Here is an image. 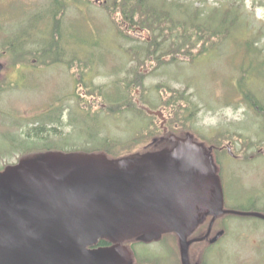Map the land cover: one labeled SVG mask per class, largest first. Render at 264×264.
I'll use <instances>...</instances> for the list:
<instances>
[{
	"label": "rangeland",
	"instance_id": "1",
	"mask_svg": "<svg viewBox=\"0 0 264 264\" xmlns=\"http://www.w3.org/2000/svg\"><path fill=\"white\" fill-rule=\"evenodd\" d=\"M67 1L65 16L54 24V30H61L64 41L47 48L46 56H37L38 60L52 59L51 65L26 66L28 69L22 65L20 69L10 65L8 54L0 57V61L5 64L0 82L6 83L5 86L2 85L1 90L4 91L0 92V166L4 162L16 161L21 152L44 151V142L48 139L55 144L56 149L63 150L70 146L92 148L95 142H99V136H110L116 143V149L125 151L141 149L153 137H146L139 143H134L137 134L140 136L150 130L152 127L150 119L135 118L130 112L125 115H112L98 109L103 101H112L116 95L125 96L123 90L126 89L122 88L119 80L124 75L126 62L129 63L130 59L121 52L116 28L108 19L105 8L98 4V1L103 0L89 1L96 5L90 4L87 0ZM160 1L156 0V3ZM162 2L166 9H183L186 8L184 5H187L188 12L191 11L188 15L193 16L194 11L198 10L204 14V18L211 21L214 17L215 21L218 20L219 11L224 10L222 7L232 4L235 8L240 3L238 12L244 30L237 27L235 32L239 37H235V32H232L231 38L226 41L220 40L217 48L196 57L193 63L186 61L187 56L178 54L177 62L163 65L156 72L153 69L154 65H146L143 69L147 74L146 90L142 91V97L150 103V107L162 110L170 123L174 119L179 132L190 129L200 138H212L216 133L229 134L235 131V134L262 143L261 147L255 144L251 146L249 152L257 148L264 149V117L250 104L255 103L262 112L264 82L262 75L255 72L257 60L253 63L251 56L257 53L262 57L264 36L262 37L261 33V39L256 48H253L252 54L244 42L250 38L254 29L264 23V0H162ZM57 9L54 0H0V41L5 36L6 40L11 42L15 33L23 31L26 32L24 33L26 40L34 41L40 47L49 46L53 42L49 33L53 21L49 16L51 11ZM172 9L170 12L173 17L179 15L182 17L181 11ZM210 25L213 26L214 23ZM136 42L132 40L126 43ZM57 47L64 48L65 52L77 49L75 52L79 54L80 63H86L87 70L83 72L77 69L76 72H69L67 69L72 65L59 62L61 55ZM244 67L247 70L242 80L245 86L239 79L240 71ZM79 75H82V80L88 79V84L93 82L97 86L106 85L101 90L103 92L101 98L97 97L95 100L96 106L92 105L90 100L86 108L77 107L73 95L65 98L66 94L75 90ZM158 84L173 87L188 85L189 90L186 93L191 95L195 105L186 107L187 103L180 99L178 101L181 103L177 102V105L163 103L172 90H166L165 87L157 88ZM250 86L253 90H250ZM135 93L139 94L140 90H135ZM61 100L63 109L61 108L59 113L63 125H58L47 118L52 117L50 111L58 107ZM195 108H197L195 113L191 115ZM94 114H97L98 118ZM132 116V119H128ZM186 116L190 118L184 121L182 126L188 127L182 129L179 124ZM154 122L159 124L157 120ZM37 124H45L39 136H35L33 131L29 130ZM94 130L93 141L87 137L92 135ZM62 138L65 141L61 140ZM30 140H34V143L23 149L22 144L29 143ZM221 141L224 144H232L237 152L245 150L244 144L239 140L226 137ZM220 157L225 165L223 173H220L225 206L229 209L264 214V151L254 161L247 159L243 163L222 153ZM220 157L218 156L222 165ZM218 223L225 229V234L207 247L208 251L204 252L206 254L203 257L205 264H264V219L250 215L226 214ZM137 245L136 251L149 261H153V264L180 263L179 254L168 238L148 246L142 243ZM196 257L197 254L194 253L193 259ZM137 264L148 263L138 256Z\"/></svg>",
	"mask_w": 264,
	"mask_h": 264
},
{
	"label": "water",
	"instance_id": "2",
	"mask_svg": "<svg viewBox=\"0 0 264 264\" xmlns=\"http://www.w3.org/2000/svg\"><path fill=\"white\" fill-rule=\"evenodd\" d=\"M223 203L211 157L190 135L137 157L35 154L0 171V264H131L125 240L168 232L179 237L182 264H190L187 236L204 215L264 219ZM99 239L115 244L93 247Z\"/></svg>",
	"mask_w": 264,
	"mask_h": 264
},
{
	"label": "trees",
	"instance_id": "3",
	"mask_svg": "<svg viewBox=\"0 0 264 264\" xmlns=\"http://www.w3.org/2000/svg\"><path fill=\"white\" fill-rule=\"evenodd\" d=\"M58 4L60 7L59 10H61L62 8L65 9V5L62 6L63 0H58ZM239 4L240 3H238L237 7L235 8L232 4L231 6L222 7L224 8V10L219 11V15L217 16L218 20L215 24L214 20H209V22H206L205 18L203 17L204 14H201V12H199L198 10L193 13V16L188 15L191 12L186 11L188 10L187 8L189 6H186V8L183 10H178L181 11V14L183 13L184 15H182V17L181 15H179V17L175 18L172 16L170 10L166 9L165 6H163L164 4H162V6H158L153 0H106L104 3H102L103 7L107 11L109 20L115 25L117 38L121 43V52L127 55L128 59H130V64L129 66L125 64L124 75L120 77L119 80L121 82L122 88L126 89L124 90V92L125 95H127L122 97L120 96L119 98L113 99L112 101H103L102 104H104V107H102L101 110H105L107 113H110L112 115L138 110V103L136 99H139V102H147L142 97V91L146 90L145 80L147 74H145L143 71L146 65H154L153 69L156 70L164 64L177 62L179 60V57H176V55L178 54L187 56L188 61L193 62L196 57L201 56L206 51L217 48V46L219 45L218 42L220 40L226 41L228 38H231L232 32H235V29L237 27L244 30L240 21L241 16L238 12V10L240 9ZM59 10L53 12V14L49 16L53 20L52 29L49 32L50 38L53 40V42L49 46L40 47L36 42L26 40V32L21 31V33L19 34L15 33L13 41L10 42L6 40V38L1 41L2 44L0 45V53L10 54L13 58V65L28 62L32 64L31 58H35L36 64L39 65L51 64L53 61L52 59L38 60L37 56H46L48 53L47 48L56 46L58 42L64 41L61 30H54V24L60 22L61 15H58ZM211 17L213 16L211 15ZM212 23H214L213 27L210 25ZM136 32L142 33V36L135 34ZM145 32L147 33V35H144ZM236 33L237 32H235V34ZM261 33L263 37L264 23L262 24V26L254 29L250 38L247 41L245 40L244 42L247 46L255 45V42H258L261 39ZM147 36L149 37V39L147 38ZM235 37H239L238 33L235 35ZM132 40H135L137 42L135 44L126 43ZM31 43H33L34 45H30ZM57 49H59L61 55V58L58 60L65 61V58H63V56L65 55L64 48L57 47ZM76 50L77 49L71 52L68 64H74L76 71L78 69L79 71L84 72L87 68V65H85L86 63H80L81 60L78 58L79 54L78 52H75ZM251 59L253 63H255V60H257L255 72L257 75H262V82H264L263 49L262 57L256 53L254 56H251ZM246 73L247 70L244 67V69L240 71V82H242ZM77 83L80 85V87H82L81 90H85V98H101V90L105 85L103 86L102 84H100L99 86H97L93 82L87 84L84 83L80 78L77 79ZM242 83L245 86V82ZM160 87H165L166 90H172L171 94L166 98V100H163V103L171 105H173V103L176 105L177 102H180L178 101L179 99H184V97H186V90H189V87L187 85L173 87L164 84H158L157 88ZM136 89L140 90L139 94L135 93ZM250 90H253L252 86H250ZM250 96H252V94ZM263 107L264 106H262V112L260 110V113L264 117ZM139 112L142 113L141 110H139ZM177 113L178 110H176V114ZM182 124L183 123L179 124L181 128L183 127ZM161 134L162 133L159 130L157 124L155 122H152V127L150 128V130L143 135L135 137L134 143L143 140V138ZM94 137L95 136H93V140ZM44 143L46 151L59 150L55 148V144L53 142L49 141ZM158 148H160L159 145H150L145 149V151ZM59 151L103 153L109 158L135 156V154H133L135 151L132 149H126L125 151L119 148L116 149V143L109 136H99V142H95V145L92 148L70 146ZM33 153L35 152H22L16 158L15 162H17L19 158L30 156ZM6 164H8V162H5L4 165H1L0 169L3 168ZM99 244L106 245L107 242L101 239Z\"/></svg>",
	"mask_w": 264,
	"mask_h": 264
},
{
	"label": "flooded vegetation",
	"instance_id": "4",
	"mask_svg": "<svg viewBox=\"0 0 264 264\" xmlns=\"http://www.w3.org/2000/svg\"><path fill=\"white\" fill-rule=\"evenodd\" d=\"M155 139V138H153ZM169 140L171 142H173L175 140V138L173 137H169ZM156 141V142H155ZM153 142L155 143H158L160 145H164V144H167L168 140L166 138H161L159 140H153ZM230 147V146H228ZM229 154L236 158L238 156V154H236L235 152H229ZM206 212V210H205ZM204 212V213H205ZM208 219V223L205 224L206 220ZM207 219L204 221V223H202L199 227H198V230H196L194 233L193 236H190V238H193V237H204L205 235H207L205 237V240L203 241H199V242H195V243H198V244H191V246L189 247V250H190V255L194 256V253L197 254V259L199 260V257L201 255V253L205 250V248L207 246H209L210 244V239L216 234L218 233L220 230H223L219 225H218V222L217 220H215L213 222V224L210 226V220H211V216L207 215ZM135 239H137L139 241V239L136 237ZM140 243L142 244H148V243H145V242H142V241H139ZM127 245L132 249V252L133 253H136V247H135V243L132 242V241H129L127 243ZM196 259V260H197Z\"/></svg>",
	"mask_w": 264,
	"mask_h": 264
}]
</instances>
